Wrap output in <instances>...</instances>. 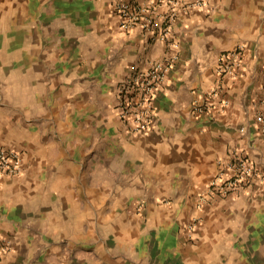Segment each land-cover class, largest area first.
<instances>
[{
    "label": "crops",
    "instance_id": "1",
    "mask_svg": "<svg viewBox=\"0 0 264 264\" xmlns=\"http://www.w3.org/2000/svg\"><path fill=\"white\" fill-rule=\"evenodd\" d=\"M136 1L174 8L166 37L122 29L112 0H0V143L21 154L0 181V264H264V0ZM237 46L227 105L195 112ZM169 55L149 127L130 132L117 82ZM232 149L259 177L198 207Z\"/></svg>",
    "mask_w": 264,
    "mask_h": 264
},
{
    "label": "built area",
    "instance_id": "2",
    "mask_svg": "<svg viewBox=\"0 0 264 264\" xmlns=\"http://www.w3.org/2000/svg\"><path fill=\"white\" fill-rule=\"evenodd\" d=\"M168 1L175 5L178 0ZM112 5L122 29L126 30L138 25L149 32L152 38L166 37L169 23L175 16V10L172 8L165 18L160 19L150 9V5L136 0H112ZM175 57V55H169L164 60L151 61L147 67L135 68L117 82L115 93L118 116L130 132L138 133L149 127L154 106V93L164 82ZM241 66V46L221 52L216 64L218 76L216 84L206 94L203 102L193 101L192 109L195 112L201 111L207 104H213L215 99L219 101L223 109L228 103L224 94L227 82L237 79ZM260 88L252 118L259 131L264 133V85ZM229 155V159L225 162H218V169L207 180L204 196L201 195L197 201L198 207L210 197L228 196L248 186L253 179L259 177L257 168L242 150L232 149ZM20 169V152L0 143V181L16 176ZM199 220L200 217L196 215L190 218L186 224L187 230L192 231ZM5 251V238L0 234V254Z\"/></svg>",
    "mask_w": 264,
    "mask_h": 264
},
{
    "label": "rangeland",
    "instance_id": "3",
    "mask_svg": "<svg viewBox=\"0 0 264 264\" xmlns=\"http://www.w3.org/2000/svg\"><path fill=\"white\" fill-rule=\"evenodd\" d=\"M189 220H190V219H189ZM189 220H188V221H189ZM186 224H187V223H186ZM186 224H185L186 232H187L189 235H191V233L195 231V227H196V226L194 227V229H193L192 231H188L187 228H186Z\"/></svg>",
    "mask_w": 264,
    "mask_h": 264
}]
</instances>
